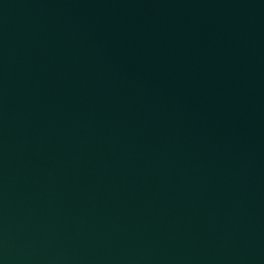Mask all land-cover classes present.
<instances>
[{
  "label": "water",
  "instance_id": "water-1",
  "mask_svg": "<svg viewBox=\"0 0 264 264\" xmlns=\"http://www.w3.org/2000/svg\"><path fill=\"white\" fill-rule=\"evenodd\" d=\"M0 264H264V0H0Z\"/></svg>",
  "mask_w": 264,
  "mask_h": 264
}]
</instances>
